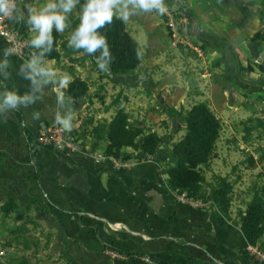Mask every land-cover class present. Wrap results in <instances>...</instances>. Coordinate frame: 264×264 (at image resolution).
<instances>
[{"label":"crops","instance_id":"obj_1","mask_svg":"<svg viewBox=\"0 0 264 264\" xmlns=\"http://www.w3.org/2000/svg\"><path fill=\"white\" fill-rule=\"evenodd\" d=\"M38 1L15 0L10 20L29 41L26 57L12 55L0 38V213L33 219L39 238L48 239L45 264H260L241 252L254 244L239 226L221 223L208 207L165 195L158 162L143 159L140 150L123 148L134 159H125L133 163L125 168L107 155L56 152L37 143L39 133L61 125L58 116L72 117L67 134L73 136L88 104L85 95L70 99L68 84H61L65 76L70 82L83 76L60 67L56 58L34 54L39 30L28 20L29 9L42 11ZM165 5L186 18L181 43L173 45L166 14L140 12L124 22L140 47L134 72L109 75L121 85L117 96L124 112L146 122L154 117L175 130L183 124L166 108H185L189 94L196 102L185 109L207 97L226 124L249 110L264 114V0H165ZM99 56L97 50L93 60ZM8 93L30 101L9 107ZM8 200L17 206L4 213ZM145 255L154 263L145 262Z\"/></svg>","mask_w":264,"mask_h":264},{"label":"rangeland","instance_id":"obj_2","mask_svg":"<svg viewBox=\"0 0 264 264\" xmlns=\"http://www.w3.org/2000/svg\"><path fill=\"white\" fill-rule=\"evenodd\" d=\"M60 2L61 0H39L37 6L40 10H43L49 3L59 6ZM82 9L75 5L71 12L65 14V29L63 32H59L58 50L63 58L66 56H71V58L67 62H63L64 59L58 58L57 60L60 67H68L73 71H77L76 73L83 76L87 84L85 96L88 104L76 122L73 136H70L79 144L81 152L86 151L89 154L94 152L93 154L100 158V156L106 157L108 154V123L113 119L117 111H124L125 105L120 106L122 102L117 96L122 94V88L118 81L111 79L106 71H101L98 65L86 55L84 49L81 48L74 53H70L63 46L65 42L69 46V41L75 33L73 26L75 21H77L79 27ZM56 11H62V9L57 7ZM53 26L55 27V25ZM75 67H78V69H75ZM194 98V96L187 94V105H191L194 101L196 102ZM201 102L209 106L212 101L205 97ZM168 103H171V101H168ZM187 105L185 108H187ZM185 108L182 105L179 111L184 114L190 109ZM209 108L212 110L210 106ZM166 109L170 110L172 117L177 118L175 120L182 122V128H178L179 124L177 123L175 130H168L161 120L154 122V117L146 122L145 119L134 118L133 113H126L129 124L142 130V134L136 137V141L141 139L140 144L149 133L158 134L154 130L156 127L163 135L160 136L158 134L161 137V144L155 148L149 157V159H155L158 162L159 178L161 179H167L165 171L171 165L165 158L164 149H171L173 143L177 142L185 134V123L176 113L179 111L173 110L171 106ZM212 112L220 121V131L214 148L210 153L209 161L205 165L198 166L205 179L201 182L200 189L204 197L194 200L188 197L186 193L174 195L197 201L202 206L210 208L212 191L219 190L227 184L229 190L225 193L222 205L215 204L210 209L215 213L221 214L227 225L240 226L242 214L246 211L253 196L260 193L261 188L264 186V114H260L258 111L250 112L249 110V113L242 118H238L237 121L233 119L231 123L226 124L222 121V112L219 113V111L213 110ZM131 148L133 151L140 150L142 156H144V152L141 149ZM116 151L117 157H128L123 148ZM131 158L128 157V159ZM131 160L134 159L132 158ZM34 224L35 222L28 214L13 215L9 219L4 217L3 213H0V264H45L42 256L47 257L49 254L43 253L42 250L46 249L48 239L41 240L39 238L38 227L36 228ZM255 245L259 244L256 243Z\"/></svg>","mask_w":264,"mask_h":264},{"label":"trees","instance_id":"obj_3","mask_svg":"<svg viewBox=\"0 0 264 264\" xmlns=\"http://www.w3.org/2000/svg\"><path fill=\"white\" fill-rule=\"evenodd\" d=\"M85 3L86 0H79V3L76 5L83 8ZM73 26L76 31L78 28L77 21L73 23ZM98 32L107 37L113 57L107 74L116 76L118 74H129L134 72L140 65V47L134 38L126 31L124 22L114 17L111 24L99 29ZM51 37V46L45 41L44 44L35 47L34 54L36 56L56 59L60 57L58 50L60 34L54 26L51 30ZM63 46H65L70 53H74L78 50L75 47H69L66 42L63 43ZM138 52L139 56L137 55ZM86 55L93 60V54L89 55L86 53ZM93 62L97 65L94 60ZM86 92L87 84L84 80L75 78L68 83L67 96L70 99L80 98L84 96ZM176 113L185 123V134L181 139L173 143L171 149H164L165 158L171 165L165 171L167 179L160 178L159 183L162 192L169 197L174 198V194L186 193L188 197L198 200L204 197L200 189L201 182L205 180L198 166L205 165L209 161L210 153L219 136L220 121L209 106L203 102L194 104L184 114L182 111ZM107 128V138L109 141L107 155L117 157L116 150L130 146L141 149L144 152L143 159H148L155 148L161 144V137L155 133H149L144 137L140 145L137 144L136 137L142 134V130L129 124L127 115L123 110L116 112L113 119L108 123ZM24 136L28 141H31L29 133H25ZM40 146L56 151L49 146ZM122 158L128 159L125 156ZM228 190L229 186L227 184L219 190H213L210 195L212 201L210 206L214 207L215 204L222 205L225 193ZM16 206L15 202L8 200L2 205L1 209L4 213H9L13 211ZM214 215L218 221L226 224L221 214L214 212ZM239 228L248 244L258 243L260 246L264 245V186L261 188L260 193L253 196L246 211L242 214ZM119 252L127 255L131 254L128 251ZM241 252L247 253L245 249H241Z\"/></svg>","mask_w":264,"mask_h":264},{"label":"clouds","instance_id":"obj_4","mask_svg":"<svg viewBox=\"0 0 264 264\" xmlns=\"http://www.w3.org/2000/svg\"><path fill=\"white\" fill-rule=\"evenodd\" d=\"M79 0H61L59 6L49 3L42 11L37 13L34 9H29L28 24L39 30V36L33 40L37 46L45 41L49 46L52 43L51 30L55 25L58 32L65 29L66 13L72 11ZM57 7L62 11H56ZM16 8L14 0H0V14L12 19ZM156 11L160 15L168 12L165 0H86L80 17V25L72 35L69 46L77 49H84L86 53L92 55L100 51V56L96 58V63L101 71H108L113 57L105 35H101L98 30L113 22L114 17L123 22H127L133 15L140 12L148 13ZM139 56V52L137 53ZM70 78L65 76L61 84L66 86ZM30 97H20L14 93H8L4 99V104L9 107H16L20 103H28ZM56 121L65 128H71L72 117L66 115L57 117Z\"/></svg>","mask_w":264,"mask_h":264},{"label":"built area","instance_id":"obj_5","mask_svg":"<svg viewBox=\"0 0 264 264\" xmlns=\"http://www.w3.org/2000/svg\"><path fill=\"white\" fill-rule=\"evenodd\" d=\"M15 2V0H14ZM8 17H4L3 14H0V38H2L7 44L8 50L12 55L17 57H26V53L29 47V41L27 37L17 34L10 24ZM166 24L172 32V39L176 44L180 40H177L178 37H181L185 34L186 30V18L183 15L175 16L173 13H166ZM177 41V42H176ZM181 43V42H179ZM36 141L43 146H49L52 149L60 152H78L81 151V148L75 140L65 132L63 127L59 124H54L44 131L39 133L36 137ZM104 158V157H103ZM117 167H130L132 162L122 159L108 156ZM183 201H186L189 204L201 205L197 201H191L183 196H179ZM247 254L253 258L254 261L264 264V245H249L246 248ZM145 262L154 263L153 257L151 255H145L143 257Z\"/></svg>","mask_w":264,"mask_h":264},{"label":"water","instance_id":"obj_6","mask_svg":"<svg viewBox=\"0 0 264 264\" xmlns=\"http://www.w3.org/2000/svg\"><path fill=\"white\" fill-rule=\"evenodd\" d=\"M62 127L65 130V132H68L69 131V128H65L63 125H62Z\"/></svg>","mask_w":264,"mask_h":264}]
</instances>
